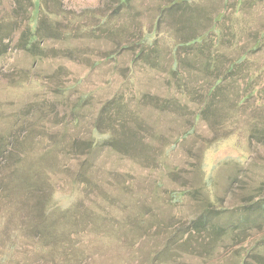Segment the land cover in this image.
<instances>
[{
	"label": "rangeland",
	"instance_id": "1",
	"mask_svg": "<svg viewBox=\"0 0 264 264\" xmlns=\"http://www.w3.org/2000/svg\"><path fill=\"white\" fill-rule=\"evenodd\" d=\"M133 1L35 0L44 56L14 40L0 57V264H264V141L249 138L263 106L237 112L240 83L216 107L220 129L196 120L199 105L178 88L205 85L200 62L177 65L173 46L188 13L157 24L167 0ZM199 1L231 14L240 36L225 55L247 51L264 89V0H231L226 12ZM138 27L155 47L133 65L121 44Z\"/></svg>",
	"mask_w": 264,
	"mask_h": 264
},
{
	"label": "trees",
	"instance_id": "2",
	"mask_svg": "<svg viewBox=\"0 0 264 264\" xmlns=\"http://www.w3.org/2000/svg\"><path fill=\"white\" fill-rule=\"evenodd\" d=\"M34 1L0 0V10L4 8L6 11L0 12V57L10 52L9 42L14 40V49L25 51L33 57L44 56L38 51L39 30H37L35 24L33 29L30 27L31 21L33 18H37L38 14V11L35 14ZM132 2L134 1L118 0L121 8L125 9L129 8ZM199 2V0H167L157 11L160 12V15L157 13L156 23L158 24V22L165 19H173V15L179 11H185L183 16L188 13L181 25H184V28L189 29L190 32L173 45L176 52L175 63L182 66L185 60L190 57L195 61H199L196 73L202 75L205 85L194 86L191 90L188 89L189 91L186 90L185 86L177 88L180 95L194 99L196 104L199 105V110L194 115L195 119L205 122L209 129L216 132L217 129H220L221 124L225 122L224 114L217 112L216 107L223 105L227 101L226 97L229 91L233 90V87L241 86L240 83H244L247 89H240L241 91L239 90L232 100V106L237 109L236 111L239 112L245 106L250 109L255 108L258 102H260L261 106H263L262 110H264V89L257 87L256 92L254 90L256 88L255 82H252L256 77L259 78L263 72L257 74L258 67L254 63L252 64V61L248 62L247 51H241L233 59L226 57L225 51H235L240 36V34L238 35L236 32L231 31L232 16L230 14L227 20L224 13L222 15H210L206 13L207 11L200 9L202 6ZM218 2L222 4L221 11L223 12H226V9L231 4V0H217ZM242 3L240 6H243ZM233 4H237V2ZM33 14H35V17ZM207 20H209V25L206 26L205 21ZM96 25L97 27H103L106 32H114L121 37L126 36V33L129 32L128 30L125 32L114 31L110 27L112 23L109 20L104 21L101 19ZM136 32L135 43L124 40L121 44L122 50L135 51V58L132 60L133 65L135 59L142 58L141 55L145 54L144 52L148 48L155 47V44L150 43L152 33L145 32L141 27H138ZM257 43L258 41L254 45L256 46ZM259 45H261L260 40ZM145 65L151 69L156 66L155 63L148 61L145 62ZM173 72L175 73V71L171 72L172 76ZM14 84L11 82V85ZM198 90L203 92L199 97L196 95ZM256 98L259 99L256 100ZM161 102L166 107L169 104V101ZM213 111H216L217 114H214ZM250 120L249 138L252 139L254 137L264 141V113L259 116L252 115ZM255 196L260 198L255 210H261L264 213V186L255 192ZM201 220L202 218L198 221L200 226L201 223L205 222ZM261 244L263 243L259 245ZM243 264H245V260Z\"/></svg>",
	"mask_w": 264,
	"mask_h": 264
}]
</instances>
